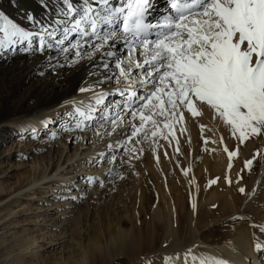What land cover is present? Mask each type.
I'll list each match as a JSON object with an SVG mask.
<instances>
[{"label":"snow or ice","instance_id":"snow-or-ice-1","mask_svg":"<svg viewBox=\"0 0 264 264\" xmlns=\"http://www.w3.org/2000/svg\"><path fill=\"white\" fill-rule=\"evenodd\" d=\"M38 4L39 16L21 7L19 0H10L30 27L0 11V58L18 53L41 56L44 63L37 65L38 75L86 62L91 83L80 85L77 91L87 95L60 105L64 119L48 142L67 137L66 142L91 144L108 138L102 150L81 162L88 168L106 166L103 176L80 173L82 187L70 177L60 179L53 188L54 200L83 202L96 186H111L115 191L116 182L127 179L120 169H135L144 142L151 140L156 147L161 138L169 146L175 142L173 151L179 153L177 132L183 135L189 120L205 115L236 141L229 148L223 135L203 137L205 150L211 142L222 145L227 154L224 183L235 186L244 203L264 187L260 181L247 187L242 175L251 171L258 156H264V147H257L243 161L235 178L231 175L233 158L240 155L241 146L264 140V0H164L163 6L158 0H38ZM56 123L50 117L40 121L43 129ZM199 128L203 133L208 125L201 123ZM29 129L36 139L37 127L28 126L25 131ZM88 132L91 138L81 135ZM20 138L25 137L21 134ZM17 155L21 160L30 158ZM155 159L159 162L158 155ZM181 171L188 175L190 169ZM219 181L215 177L208 186ZM192 211L196 212L195 202ZM228 221L233 231L237 222L248 223L252 250L264 260V221L234 214L222 222L226 230ZM167 246L166 241L161 244ZM199 247L193 242L165 255L162 264H231L226 258L197 254ZM155 255L138 259L141 264H153ZM245 259L251 264V257Z\"/></svg>","mask_w":264,"mask_h":264},{"label":"bare ground","instance_id":"bare-ground-1","mask_svg":"<svg viewBox=\"0 0 264 264\" xmlns=\"http://www.w3.org/2000/svg\"><path fill=\"white\" fill-rule=\"evenodd\" d=\"M19 3L21 7L33 11V13L37 16L40 15L41 9L38 4V0H19ZM158 3L161 6H163L164 0H158ZM0 11H4L5 13L9 14L12 18L16 19L17 22H19L22 26L30 27V24H28V22L20 18V15L18 14V10L16 8L11 7L10 0H0ZM7 59L8 57L0 58V146L6 143L8 138L13 137L12 133H15V136L18 139L17 141L18 144L16 147H18L20 144L21 149L19 148V150L21 152H17V150L14 148L12 152V156L18 157L17 153L30 155L34 153L36 151L35 149H37L38 147H36L35 145L36 139H33L30 133L29 132L27 133L25 129H27L28 126L31 125L37 127L39 133L44 132L43 131L44 129L40 125V121L44 120L46 117L55 118V116H58L59 111L62 109L60 105H62L65 100H69L72 98L81 99L85 97L84 95H82L83 93H79L77 89L80 85L87 87L91 83V79L88 76V69L90 65H88L85 62L84 64L76 66L72 69H69L67 67L58 69L56 71L47 69L44 70L45 71L44 75H38L37 73L38 71H40V69L37 68V65L44 63L43 57L41 56L30 57L22 54V55H16L14 58L11 57L8 60ZM201 123L207 124L210 128V131L205 130L202 133V135L199 134V138L201 137L203 139V137H211L212 139H216L219 136L223 135L225 139V143H227L229 148L235 146L236 141L230 137L228 132L224 130L222 126H218L216 122H213L208 117V115H205L201 120H195V119L189 120L187 122V131H190L188 135L189 134L193 135V132L201 133L199 128V124ZM57 124L51 125V128L49 130L56 131ZM21 134L24 135L25 137L24 139L20 138ZM81 134L85 135V133L84 134L81 133ZM89 135H90L89 138H91V134ZM49 136H47L46 134L44 135L45 139H49ZM190 137L191 139L193 138L192 136ZM182 138L183 137L181 136L180 139ZM107 139L108 138H106V141ZM96 141H95V143H97L96 145H90L87 148H86L87 144L85 145V143L82 141L79 142L76 153L71 155L70 157H67V161L74 160V158L76 157L77 159L75 158V160L72 163L75 165L73 167L71 166L68 169L69 170L68 172L59 175V177L56 176L57 178H59L58 180H60V178H65L64 176L66 175L73 174L74 176H76L80 174L79 170L76 169L77 168L76 165L80 164L79 162H82L85 157L91 155L94 151H100L103 149L104 141H100V140L98 142ZM183 141H185V139ZM183 141L180 142L182 143V145H183ZM232 142H234V145H232ZM98 144H100L99 148L96 147ZM209 144L212 145V148L213 146H215L213 143H209ZM82 146L84 147V149L85 148L86 149L83 150ZM174 146H175V142H173L171 146L172 150ZM257 147H264V142L261 141L259 143H255V141L248 142L245 148L241 146L240 155L238 157L240 158V160L243 158L246 159L250 158V155L255 151ZM79 150L80 153L77 154ZM161 151L162 152L164 151L165 153L166 150H161ZM216 152L217 153L220 152L218 154L216 153L218 155L215 157L216 161H214V163L212 162L213 155L211 156L210 154L209 158H207L208 157L207 156L205 161H203L206 163L205 165L203 164L205 170L201 171L199 168V172L200 171L201 172L198 173L197 175L192 171V169L190 170L188 175H184L183 172L181 171V168L175 169V173L170 174L172 171L171 169L168 168V166L165 167L168 169H165L164 167L161 168V163L163 162L162 161L163 159L159 155V162L156 163L157 166L155 164V161L153 160L151 166V172L148 174L152 179V182L150 183V185L148 184L149 186H146L147 184H144L142 188L144 196H146V194L147 195L149 194L151 197L152 196L155 197L154 199L156 205L153 206L152 210L148 209L146 211H143V209L140 208L134 213L135 215L133 216L131 215L129 218L130 222H132V225L130 223L131 225L130 228H132L131 230H129L130 228L122 229L120 227L115 228L114 230L108 229L107 242L105 244L102 243V241H100L99 239L100 237H98L96 241H93L92 244L90 243L91 245L88 247V251H91V253L93 254H97V257L100 260L101 264L109 263L110 261L109 259L112 258L114 255H120L121 257L116 259L112 264H126V261L128 262V258L130 257H134L145 253L150 254V256L153 253L156 254V252L160 248H163L161 247V244L166 241L168 246L167 248L163 249L165 253L161 255L153 256V264H162L163 257L165 255H171L175 251L182 250L183 248H185V246L187 245L189 246L191 243L195 242L200 245V247L195 250L197 254L206 253L209 256L226 258L231 261V264H248V260L245 259V257H251V264H264V260H262L261 256L252 250V239L250 236L252 229L248 227V223L246 221L237 222L235 225V231L232 230V223L230 221L227 223V230L225 227H223L221 229L220 228L217 229L215 233L207 232L206 234L204 233V235H202L201 233L202 231L196 232V230L197 231L201 230L199 228V221L196 220L197 216H199L198 218L202 222L207 217V213H208L207 210L210 207H212L213 204L217 205L218 203L221 202L219 200L222 199V196L220 195V192L218 190H214L208 196V198L206 197L205 200L206 202H208L209 208L206 210L207 213L204 211L205 214L202 213V211L205 210V207L202 211L200 210L201 204L198 199V205L196 207V212L194 213L196 216L195 217L192 216V220L191 217H188L189 212L186 210L184 203H182V200L180 199V197L184 196V182H183L184 179L187 185L195 188L193 195L196 196L199 192L197 191V187H196L197 185L199 186V190L203 187L209 188L208 181L217 177V172L219 170L226 172L228 171L227 166L229 161L227 160V156H226L227 154L223 151V146L221 151L218 150ZM153 155L156 156V154ZM196 158L197 157L194 156L195 160ZM49 163L50 160L48 162L46 169H48L50 165ZM164 163L163 165H167ZM62 164L63 163L58 164V166L61 167ZM15 165L16 163L11 164L10 167L12 168ZM36 165H33L34 168H36ZM234 167H236V165ZM97 169L98 170L100 169L99 174L100 172H104V167H100ZM90 170H91L90 172H93L92 171L93 168H90ZM195 172L198 171L196 170ZM50 173L51 171L47 173V170L38 171L37 177L34 176L35 178L33 180V183L29 179L31 181V184L26 188L21 184L12 187L9 186V183H6V185H2L3 182L2 184L0 183L1 184L0 197L3 195H7V196L12 195L13 197H10L11 198L10 200L15 199V202L18 203L17 207H19V209L14 212L12 211L9 214L12 216L11 218H14V216L18 214H22V215H26L29 213L31 214L32 212L31 209H33L32 207L33 203L31 201L32 199L37 198V196H39V195L35 196L37 193L40 192L37 190L42 188H47V187H42L43 185L42 183H39V181L48 177ZM190 180L192 181L191 185L189 184ZM78 185L82 187L83 181ZM151 185L155 187L156 192H154L155 190L153 191ZM150 187L152 189V192L154 193H149L151 192L149 191ZM15 191H17V193L14 194ZM49 191H43L42 193ZM156 194H158V196H156ZM172 196L174 198H172ZM140 198L142 200V196ZM22 199H27V201L29 200L30 202L28 201L27 203H24ZM66 203L75 206L76 202L75 203L66 202ZM10 205L11 202L5 204L6 207H9ZM67 207H65V211ZM259 208L260 209L253 208L248 213L246 212L247 211L246 210L245 212H243V215L246 217H251L256 222L264 221V206H259ZM47 209L50 210L49 207ZM45 211L47 210L45 209ZM72 211L74 210L70 209L69 211H66L65 214H68L69 212ZM0 213H1V207H0ZM3 215L5 216L8 214L6 213ZM2 217L3 216L0 215V218ZM43 219H44L43 224H46L48 227L49 226L56 227L57 223H55L54 221L53 223H49V220H46V217L42 218V220ZM116 219H117L116 224H119L120 221L122 222L127 220V216L118 215ZM9 220L10 219H8V221ZM6 221L7 220L3 221L4 223L1 225L4 226ZM191 224L194 225L193 228H196L195 231L194 229H192ZM44 228L45 227H43V229ZM48 232L49 231L46 230L42 234L43 236H46L47 239H49L48 242L53 243L54 240L53 237L56 236V233L52 231L49 234ZM257 235L260 234L257 232ZM261 239L264 240V237H261ZM33 240L35 242L37 239H33ZM226 241H231L232 245L231 246L227 245ZM86 259L87 258L84 256L83 260L86 261ZM182 259H183V255L181 254V260Z\"/></svg>","mask_w":264,"mask_h":264},{"label":"rangeland","instance_id":"rangeland-1","mask_svg":"<svg viewBox=\"0 0 264 264\" xmlns=\"http://www.w3.org/2000/svg\"><path fill=\"white\" fill-rule=\"evenodd\" d=\"M16 55H22V54L18 53ZM11 57L12 56H8V59ZM82 95L86 96L87 94H82ZM62 111L63 109L59 111L58 116H55L58 122V124L56 123L57 129L59 128V120L64 119V117L62 116ZM50 128L51 125L49 126V129ZM49 129H44L43 130L44 132H41L39 136L36 138L35 145L36 147H38L37 149H44V150L35 151L30 155L24 154L25 156L30 157L27 160H21L17 156H12V152L14 148L17 150V152H21L19 150L20 144L18 147H16L18 144L17 142L18 139L15 136V133H12L13 137L8 138L7 142L0 146V153H1L0 183L2 184L3 182L2 185H6V183H9V186L14 187L21 184L26 188L31 184V181L33 183L34 178L37 177L38 171L47 170V173L51 171L48 177L39 181V183H42L43 185L42 187H47V188H42L37 190L40 192L35 195V196L37 195L39 196H37V198L32 199L31 201L33 203L32 204L33 209H31L32 211L31 214L30 213L26 215L18 214L14 216V218H11L12 216L9 214L12 211L14 212L19 209V207H17L18 203L15 202V199L10 200L11 199L10 197H13L12 195L10 196L3 195L0 197V207H1L0 215L3 216L2 218H0V264H101L100 260L97 257V254H93L91 253V251H88V247L92 244V242L96 241V239L100 237L99 238L100 241H102V243L105 244L108 238L107 236L108 229L114 230L115 228H119V227L122 229L125 228L129 229L132 225V222H130L129 220L131 215L132 216L135 215L134 213L140 208H142L143 211H146L148 209L152 210L153 206L156 205L154 199L155 197L153 196L151 197L149 194L148 195L146 194V196H144L142 191L144 184H147L146 186H149L150 183L152 182V179L148 175L151 172L152 161L154 160L155 164L158 163L156 162L155 155L153 154L161 156V158L163 159V160L161 159L163 161L161 163V168L163 167L165 168L168 166V168L171 169L172 171L170 174L175 173V169L181 168L182 170L183 168H189L190 170L192 169V171L197 175L201 171L205 170L203 164L205 165L206 163L203 161H205L206 157L208 156L207 158H209L210 154L211 156L213 155L212 162L214 163V161H216L215 157L218 156L217 155L218 153H220V152L217 153L216 151L218 150L221 151L222 149V145L214 144L215 146H213L212 148V145L208 144L207 150H205V146L202 141L203 139L201 137L199 138V134L202 135V133L200 132L197 133L193 132V135L189 134L190 136L193 137L192 139L188 135L190 131L185 132L183 135L177 133V136L179 135L180 138L181 136L183 137L182 139L179 138V140H181L180 142H182L185 139V141H183V145L182 143H180L181 145H179L180 147L179 153H175L172 150V147L168 146L167 144L168 142L163 140L162 138L158 141L159 147L153 145L151 140L146 141L142 145L143 147L142 157L135 162L136 165L135 169H128L127 166H124L120 169L121 172L127 175V179L117 181L115 184V188H116L115 191L110 190L111 186L105 187L103 189L99 188V186L93 187L86 200H84L83 202H76L75 206H72L64 201L54 200L52 198L53 190L51 189H53L55 187V184L59 181L58 180L59 178L57 177H59V175L65 172H68L69 171L68 169L71 166L73 167L75 165L72 163L76 157L74 158V160H70V161H67V157H70L71 155L76 153L80 141L75 143L66 142L67 137H65L64 139H58L56 141L48 142V139H45L44 135L46 134L47 136H49V133L51 134V132L54 131ZM209 129L210 128L208 126V129L206 130ZM28 132L31 135L30 129L27 131V133ZM89 134H91V132H88V134L85 133V135L88 137L90 136ZM96 140H95L96 142L99 141V139ZM95 141L91 144H87L86 148L90 145H96L97 143H95ZM260 141L264 142V140L257 139L255 140V143H259ZM106 142L107 141L105 139L104 143ZM166 145L168 146V148ZM232 145H234V142H232ZM246 145L247 143L242 147L245 148ZM96 147L99 148L100 144H98ZM153 148H156L155 152H153L152 150ZM85 149L83 147V150ZM212 149H216V150L213 151ZM80 150L77 152V154L80 153ZM161 150H166L167 156H165L164 151L162 152ZM186 155L188 157L190 156L191 157L188 158ZM197 155L200 156L202 155V156L200 157ZM194 156L197 157L196 160L194 159ZM245 159L246 158L240 160L239 157L233 158L232 169H231V175L233 178H235L237 173L240 172L243 161ZM49 160H50L49 163L50 165L48 169H46ZM263 162H264V156H258L257 159L253 161V166L251 171H245L242 173L243 183L247 187L253 186L257 181H260L261 184L264 185ZM15 163L16 165L11 168L10 165ZM61 163L63 164L61 167H59L58 164ZM79 163L80 164L76 165L77 167L76 169L79 170V173L91 171L90 168H88L86 165H82L81 162ZM163 163L167 165H163ZM33 165H36V168H34ZM235 165L236 167H234ZM199 168L201 170L200 172H199ZM57 169H61V171L57 172ZM196 170L198 172H195ZM92 171L93 173L94 172L99 173L100 169L98 170L97 168H93ZM133 171L139 173V175H133L132 174ZM219 171L217 172V177L220 178L219 183L209 188L206 187L201 188L196 196L193 195L195 188L187 185L185 183V179L184 180L182 179L184 182V196L180 197V199L182 200V203H184L186 210L189 212L188 217H191L192 220V216L193 217L196 216L192 211V204H193L192 202L197 203L196 204L197 207L198 199L200 201V204L202 205V206L200 205L201 208L200 210L202 211L205 207V210H203L202 213L205 214V212L207 213L208 211L206 219H204L202 222L198 218L199 216H197L198 219L196 218V220L199 221V228L201 230L197 231L196 228H193L194 225L191 224L192 229H194V231L196 230V232L202 231L201 232L202 235H204V233L206 234L207 232L215 233L217 229L219 228L221 229L225 227V224L222 222L226 221L227 217L230 215L241 214V213L243 214V212H245L246 210H247L246 212L248 213L253 208L260 209L259 206H264V187L258 188L257 195L251 201L244 203L243 197L236 192L235 186L229 187L224 183V176L225 173L227 172L226 171L219 172ZM54 173L56 174L55 176L53 175ZM100 174L103 176V172H100ZM79 176L80 174L76 176L71 174V175H66L64 177L65 178L70 177L74 179L77 184H80L82 180H80ZM151 187L154 191L155 187H153L152 185ZM151 187L149 188V191H151L149 193L156 192V190L152 192ZM214 190H218L220 192L222 199L219 200L221 202L217 204L218 206L217 208H213V207L209 208L208 202H206L205 199L206 197L208 198V196ZM17 191H15L14 194L17 193ZM43 191H49V192L42 193ZM141 196H142V200L140 198ZM156 196H158V194H156ZM172 198L174 197L172 196ZM22 200L24 203H27L29 201V200L27 201V199H22ZM8 202H11V205L9 207H6L7 205L5 206V204ZM204 204H206L208 207ZM48 207L50 210L47 209ZM65 207H67L66 211H69L70 209H73L74 211L69 213L67 212L68 214H65L66 212ZM45 209L47 211H45ZM6 213L8 215L4 216L3 214ZM118 215H126L127 220L122 222L120 221L119 224H116L117 222L116 218L118 217ZM45 217L46 220H49V223H53V221L57 223L56 227L54 226L48 227L46 224H43L44 219L42 220V218ZM8 219L10 220L8 221ZM5 220L7 221L5 222L4 226L1 225L4 223L3 221ZM43 227L45 228L43 229ZM131 229L132 228H130L129 230ZM46 230L49 231L48 232L49 234L52 231L56 233V236L53 237L54 239L53 243L48 242L49 239H47L46 236H43L42 233ZM33 239H37V240L34 242ZM163 249L164 248H160L156 252V255H161L165 253ZM141 255L144 254H140L128 258V262L126 261V264H140L138 258ZM84 256L87 258L86 261L83 260ZM120 257H121L120 255H114L112 258L109 259L110 261L107 264L114 263V261Z\"/></svg>","mask_w":264,"mask_h":264}]
</instances>
